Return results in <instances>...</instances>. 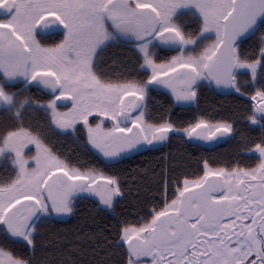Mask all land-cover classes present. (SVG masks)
I'll return each instance as SVG.
<instances>
[{"label": "snow or ice", "instance_id": "1", "mask_svg": "<svg viewBox=\"0 0 264 264\" xmlns=\"http://www.w3.org/2000/svg\"><path fill=\"white\" fill-rule=\"evenodd\" d=\"M186 18L197 27L189 30ZM262 30L264 0H0V113L16 121L0 130V161L6 162L0 164V234L34 250L37 222L72 213L76 194L95 195L109 209L122 195L116 177L71 166L39 128L25 126L33 104L54 129L82 124L87 144L115 159L181 131L167 120L145 119L150 86L169 89L178 103L194 101L203 80L243 95L238 75L246 71L254 102L248 119L259 124L264 36L255 56L242 54L241 44ZM56 32L60 42L45 46L42 34ZM115 42L134 46L145 79L109 76L99 67L100 53ZM158 48L177 54L158 62ZM20 84V92L12 90ZM32 86L52 99L22 98ZM60 100L71 101L68 111H59ZM92 117L102 119L93 126ZM106 120L111 127H104ZM182 131L208 140L232 133L233 125L201 119ZM249 151L258 154L255 167L213 169L205 161L203 175L184 178L170 201L165 193L149 219L125 223L119 232L124 264H264V138ZM0 264L33 260L0 246Z\"/></svg>", "mask_w": 264, "mask_h": 264}, {"label": "trees", "instance_id": "2", "mask_svg": "<svg viewBox=\"0 0 264 264\" xmlns=\"http://www.w3.org/2000/svg\"><path fill=\"white\" fill-rule=\"evenodd\" d=\"M189 30L197 26L185 19ZM46 46H54L62 39L59 32L42 34ZM264 30L257 32L241 44L242 54L255 56L260 47ZM207 43V42H205ZM158 62L176 55L167 48L154 50ZM139 54L127 42H115L100 53L98 65L109 76L129 79H145L139 67ZM241 92L223 95L214 90L207 80L197 84L196 102L193 105L178 104L167 90L150 86L146 97L147 121L153 124L168 121L176 128H186L203 119L208 122H228L233 132L225 141L206 146L193 142L184 134L172 133L167 142L156 148H146L118 160L108 161L87 144L86 129L77 124L75 130L62 132L50 126L49 116L35 104L25 113L24 124L42 131L45 142L53 152L71 166L82 171L94 170L118 179L122 195L116 198L113 208L104 207L99 200L80 196L73 202V211L67 218L46 216L37 222L35 248L23 241L5 240L0 234V246H5L17 256L31 257L33 264H58L68 260L71 264H124L126 245L119 240V232L125 224L139 226L150 218L149 211L163 207L166 198L175 196L177 184L184 178L196 179L203 175L204 162L212 168L253 167L259 163L258 154L249 151L264 138V120L252 124L253 88L250 75L242 71L238 75ZM259 86V85H257ZM23 84L12 89L20 92ZM42 104L52 99L47 90L30 87L22 93ZM101 117L90 118L93 126ZM10 115L0 113V130L11 126ZM105 127L111 122L105 121ZM34 150V149H33ZM6 163L0 161V164Z\"/></svg>", "mask_w": 264, "mask_h": 264}, {"label": "rangeland", "instance_id": "3", "mask_svg": "<svg viewBox=\"0 0 264 264\" xmlns=\"http://www.w3.org/2000/svg\"><path fill=\"white\" fill-rule=\"evenodd\" d=\"M44 34H48V33H44ZM46 46V45H45ZM50 47V46H49ZM199 82H201V81H199ZM198 82V83H199ZM152 86H154V87H157V88H161V89H164V90H167L168 92H170L171 93V91L169 90V89H167V88H164V87H162V86H156V85H152ZM197 87V86H196ZM48 91V90H47ZM171 95H172V93H171ZM173 96V95H172ZM175 99V98H174ZM177 102V101H176ZM195 102H196V99L194 100V101H192V102H177L178 104H182V105H193V104H195ZM45 103H47V102H45ZM45 103H42V104H45ZM57 104H58V109H59V111H68L69 109H70V107H71V101H65V100H60V101H57ZM144 112H145V119L147 120V110H146V100H145V102H144ZM107 121H109V120H107ZM111 122V121H110ZM150 123V122H149ZM210 123H213L214 124V122H210ZM111 126H112V122H111ZM110 126V127H111ZM105 127V126H104ZM105 128H109V127H105ZM176 128V127H175ZM177 129H181V131H174V132H171V133H169V135H168V138H169V136L172 134V133H179V134H184L187 138H189L190 140H192L193 142H197V143H200V144H203V145H208L210 142H215V143H220V142H223V141H225L227 138H229V136L231 135V133L230 134H227V135H225V136H223V137H219V134H217V137L218 138H215V139H208V140H204V139H198V138H196V137H188L183 131H182V129L183 128H177ZM167 140L168 139H166V140H164V141H158V142H153L152 144H142L141 146H139L137 149H133V150H131V151H128V152H126V153H122L121 154V156L120 157H117V158H115V159H108V158H106V157H104L98 150H96V149H94L97 153H99L103 158H105L106 160H108V161H114V160H118V159H120V158H122V157H124V156H127V155H130V154H133V153H135V152H138V151H141V150H144V149H146V148H156V147H159V146H162V145H164L166 142H167ZM34 151V150H33ZM254 153V152H253ZM257 154V153H256ZM213 169H217V168H213ZM101 174H103V173H101ZM104 175V174H103ZM104 176H107V175H104ZM80 196H89V197H93V198H95V199H97V200H99V197H97V196H95V195H92V194H89V193H78V194H76L74 197H73V202H74V200L77 198V197H80ZM116 198H118V197H116ZM116 198H115V200H116ZM115 200H114V202H115ZM114 202H113V205H114ZM104 206V205H103ZM104 207H106V206H104ZM107 208V207H106ZM113 208V207H112ZM112 208H110V209H112ZM109 209V208H108ZM71 214V213H70ZM70 214H66V215H56V214H53V215H51V216H54V217H57V218H67Z\"/></svg>", "mask_w": 264, "mask_h": 264}, {"label": "water", "instance_id": "4", "mask_svg": "<svg viewBox=\"0 0 264 264\" xmlns=\"http://www.w3.org/2000/svg\"><path fill=\"white\" fill-rule=\"evenodd\" d=\"M209 84L214 88L215 91H217L218 93L223 94V95H230L232 93H237L234 90L229 89V88L217 87L214 83H209ZM237 94H240V93H237ZM213 145H214V142H210L208 144V146H213Z\"/></svg>", "mask_w": 264, "mask_h": 264}, {"label": "flooded vegetation", "instance_id": "5", "mask_svg": "<svg viewBox=\"0 0 264 264\" xmlns=\"http://www.w3.org/2000/svg\"><path fill=\"white\" fill-rule=\"evenodd\" d=\"M259 118V117H258ZM256 166V165H255ZM255 166H253V167H255ZM248 168H252V167H248Z\"/></svg>", "mask_w": 264, "mask_h": 264}]
</instances>
